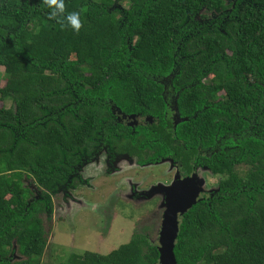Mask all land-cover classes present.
<instances>
[{"label":"trees","instance_id":"trees-1","mask_svg":"<svg viewBox=\"0 0 264 264\" xmlns=\"http://www.w3.org/2000/svg\"><path fill=\"white\" fill-rule=\"evenodd\" d=\"M65 3L78 34L41 0H0V264H39L51 197L78 189L86 166L180 151L187 172L194 158L219 179L178 215L176 264H264V0ZM120 114L152 122L131 128ZM156 257L136 233L59 264Z\"/></svg>","mask_w":264,"mask_h":264},{"label":"rangeland","instance_id":"rangeland-1","mask_svg":"<svg viewBox=\"0 0 264 264\" xmlns=\"http://www.w3.org/2000/svg\"><path fill=\"white\" fill-rule=\"evenodd\" d=\"M4 79L0 68V87L4 86ZM168 172L172 173L166 163L139 168L127 156L110 162L103 157L83 168L84 182L78 189L68 192L67 196L60 191L51 197L52 214L50 218L43 216L47 244L39 264H59L71 253L88 251L106 255L136 233H145L158 243L166 196L173 197V202L182 207L195 199L188 190L191 188L194 192L198 188L192 177L173 181L168 186L158 181ZM198 174L199 182H205L204 190L216 187L218 177L211 176L206 169L199 170ZM24 184L36 192L31 179L24 178ZM167 187L169 191L165 194ZM142 190L148 191V197H138ZM159 256L157 245L154 264H159Z\"/></svg>","mask_w":264,"mask_h":264},{"label":"flooded vegetation","instance_id":"flooded-vegetation-1","mask_svg":"<svg viewBox=\"0 0 264 264\" xmlns=\"http://www.w3.org/2000/svg\"><path fill=\"white\" fill-rule=\"evenodd\" d=\"M118 117H119L121 122H123L127 126H130L131 128H133L135 126H138L141 123H145L147 121L150 122V123L152 122V119L150 117H141V116H134V115L133 116H130V115L126 116L124 114H120ZM120 156H127L128 158H130V156L127 155V154L119 155L117 157H120ZM185 157L186 156H185L184 152L180 151L179 152V156H177V158L175 160L173 158H171V157H166V158H162L159 161H156L154 163L139 164V163H137V161L135 159H133V158H130V159L133 160L135 162L136 166L139 167V168L156 166V165L161 164V163H166L167 165H169L170 172H172V173L168 172L165 176H160V179H158V181H161V182L164 183V185L168 186V184L172 183L173 181L177 182L178 180H184L186 178L192 177V178H194L196 180V184H197V187H198L197 190H196L197 191L196 201H198L200 199H203V198H207L210 193L216 191V187L215 188H209L208 190H204L203 186H204L205 182H203L202 185L199 184L200 177L198 176L199 175L198 171L201 170V169H206L207 170V168L200 167V166L196 167L195 166V163H196L195 161L196 160L193 158V161L190 160V164L188 165V166L191 165L192 169H191L190 172H187L185 170L187 166L184 164L185 160H186ZM115 158H113V159H115ZM111 160L112 159L107 160V162H110ZM109 166L111 168L112 167V163H109ZM211 176H213V175H211ZM193 183H195V182H193ZM150 185H152V184H150ZM150 188H151V186H150ZM150 188H149V190H150ZM207 188H205V189H207ZM202 190H204V191H202ZM196 191H194V192H196ZM194 192H192V194H194ZM139 196L140 197L141 196L148 197V191L145 192V191L142 190L141 192L138 193V197ZM162 198H161V200H162ZM157 241H158V239H157ZM155 244L158 245V243H155Z\"/></svg>","mask_w":264,"mask_h":264},{"label":"water","instance_id":"water-1","mask_svg":"<svg viewBox=\"0 0 264 264\" xmlns=\"http://www.w3.org/2000/svg\"><path fill=\"white\" fill-rule=\"evenodd\" d=\"M203 182H199L202 185ZM188 188V187H187ZM182 189V188H181ZM172 191H174L171 188ZM168 187L166 188V192L168 194ZM181 193L180 190L177 191ZM190 194H192V189L188 190ZM195 196V199L192 202H186L184 205L179 206L175 204L172 199L166 196V200L164 206L166 211L163 214V220L161 224V229L158 236V251H159V264H176L174 255H173V248L175 243V238L178 232V215H181L185 212L192 204L196 201L197 191L192 194ZM172 202V203H171Z\"/></svg>","mask_w":264,"mask_h":264},{"label":"clouds","instance_id":"clouds-1","mask_svg":"<svg viewBox=\"0 0 264 264\" xmlns=\"http://www.w3.org/2000/svg\"><path fill=\"white\" fill-rule=\"evenodd\" d=\"M48 9V19L55 21L61 28H71L79 33L84 27L81 14L78 11H68L65 0H41Z\"/></svg>","mask_w":264,"mask_h":264}]
</instances>
